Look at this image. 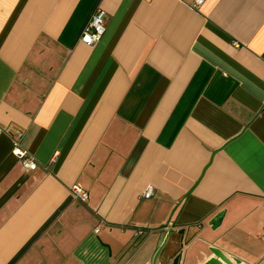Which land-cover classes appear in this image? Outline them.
I'll use <instances>...</instances> for the list:
<instances>
[{"label": "crops", "instance_id": "obj_1", "mask_svg": "<svg viewBox=\"0 0 264 264\" xmlns=\"http://www.w3.org/2000/svg\"><path fill=\"white\" fill-rule=\"evenodd\" d=\"M192 2L0 0V264H264V0Z\"/></svg>", "mask_w": 264, "mask_h": 264}, {"label": "built area", "instance_id": "obj_2", "mask_svg": "<svg viewBox=\"0 0 264 264\" xmlns=\"http://www.w3.org/2000/svg\"><path fill=\"white\" fill-rule=\"evenodd\" d=\"M204 0H193L192 6H200ZM106 31V13L102 9H97L91 16L89 22L85 25L80 40L88 46H94L99 42ZM87 37V39L85 38ZM8 132L12 138L14 146V154L21 161L25 170H35L37 168V161L30 152L23 147L22 140L24 137V129L19 127L3 128L0 126V134ZM72 195L79 202L85 203L89 200V192L80 185L75 184L71 187ZM154 192L153 187H148L143 196L149 198ZM99 228V226H98ZM264 234V227H263Z\"/></svg>", "mask_w": 264, "mask_h": 264}, {"label": "water", "instance_id": "obj_3", "mask_svg": "<svg viewBox=\"0 0 264 264\" xmlns=\"http://www.w3.org/2000/svg\"><path fill=\"white\" fill-rule=\"evenodd\" d=\"M220 218L221 215H219L216 218V220L213 222V227H215L219 223ZM180 233L184 235V230H181ZM182 246H183V241L181 242V247ZM210 251L214 254V257L207 260L206 264H233V262L224 255V252L219 250L216 246H212L210 248ZM181 257H182V253L180 251L179 254H177L173 259V264H179Z\"/></svg>", "mask_w": 264, "mask_h": 264}, {"label": "snow or ice", "instance_id": "obj_4", "mask_svg": "<svg viewBox=\"0 0 264 264\" xmlns=\"http://www.w3.org/2000/svg\"><path fill=\"white\" fill-rule=\"evenodd\" d=\"M87 39V37H85Z\"/></svg>", "mask_w": 264, "mask_h": 264}]
</instances>
